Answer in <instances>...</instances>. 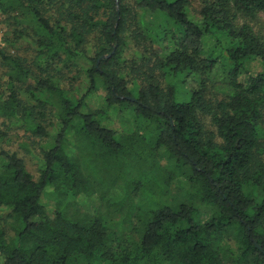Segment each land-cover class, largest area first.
Instances as JSON below:
<instances>
[{"label":"trees","instance_id":"trees-1","mask_svg":"<svg viewBox=\"0 0 264 264\" xmlns=\"http://www.w3.org/2000/svg\"><path fill=\"white\" fill-rule=\"evenodd\" d=\"M202 1L0 0V264H264V0Z\"/></svg>","mask_w":264,"mask_h":264},{"label":"rangeland","instance_id":"rangeland-1","mask_svg":"<svg viewBox=\"0 0 264 264\" xmlns=\"http://www.w3.org/2000/svg\"><path fill=\"white\" fill-rule=\"evenodd\" d=\"M202 0H193V5L195 7H200ZM238 23L244 24L248 23L251 24L254 28V30L257 33H261L264 35V12H259L255 16H247L244 14H239L238 16ZM11 31V27L8 25V23L5 21V17H3L0 13V45L5 46L4 36L9 34ZM11 53H21L26 55L25 46H20L17 49H14L11 51ZM247 67L249 69H259L260 64L257 61H252L251 63L247 64ZM2 70H0L1 72ZM93 105H96L95 98L93 99ZM205 129L207 130V134L209 135L211 132L216 133V127L213 125L211 118L209 116L203 115L201 116ZM116 122L110 123L113 127L117 128L118 130L124 132L129 128V123L126 121H121L118 119H113ZM1 124V121H0ZM15 125V124H14ZM1 128H5L4 125H0ZM9 137L7 140L3 143V146L6 149H9L11 151L17 152L19 156H21L28 168V170L32 173V175L35 177V179H38L40 175V166L41 162L39 161V158L33 154L38 152V148L36 142H38L39 137L33 135L30 131H25L24 129H17L16 127L8 131ZM217 140H220L219 137H216ZM27 143L28 146L25 144ZM138 198V197H137ZM139 199V198H138ZM46 203L49 206H55V199L54 198H45ZM94 200L90 199L86 204L85 207L92 210Z\"/></svg>","mask_w":264,"mask_h":264},{"label":"water","instance_id":"water-1","mask_svg":"<svg viewBox=\"0 0 264 264\" xmlns=\"http://www.w3.org/2000/svg\"><path fill=\"white\" fill-rule=\"evenodd\" d=\"M107 56H110V54H109V55H107ZM128 98H132L133 100H135V98H133V97H128Z\"/></svg>","mask_w":264,"mask_h":264}]
</instances>
